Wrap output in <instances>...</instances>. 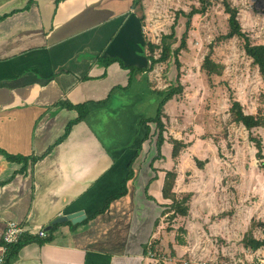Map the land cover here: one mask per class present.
<instances>
[{
    "label": "crops",
    "instance_id": "0c3cea01",
    "mask_svg": "<svg viewBox=\"0 0 264 264\" xmlns=\"http://www.w3.org/2000/svg\"><path fill=\"white\" fill-rule=\"evenodd\" d=\"M137 6L134 0H0V245L9 222L35 236L51 227L46 232L55 236L25 246L14 264H150L143 246L155 234L161 206L171 203L162 193L171 169L146 164V143L128 194L82 224L121 193L144 136L141 120L158 106L144 74H134L130 84V70L107 65L112 57L146 66L143 5ZM65 101L89 107L66 137L79 112ZM148 185L155 200L147 198ZM73 214L85 218L55 224Z\"/></svg>",
    "mask_w": 264,
    "mask_h": 264
},
{
    "label": "rangeland",
    "instance_id": "374dc122",
    "mask_svg": "<svg viewBox=\"0 0 264 264\" xmlns=\"http://www.w3.org/2000/svg\"><path fill=\"white\" fill-rule=\"evenodd\" d=\"M211 1L205 14L194 16L188 49L180 52L184 93L164 109L166 143L163 157L156 161L178 172L179 198L192 195L189 216H161L148 243L155 245L147 256L150 264H264V248L252 251L243 244L249 233L264 239V125L249 131L234 123L231 115L233 104L240 102L245 114L264 122V76L246 54L243 40L218 42L228 31L229 15L222 0ZM230 1L252 43L264 45V0ZM141 2L145 44H160L174 26V49L180 46L187 21L177 13L200 5L197 0ZM212 44L211 58L223 66V72L209 77L203 65ZM149 66L147 59L145 67ZM177 76L174 58L144 73L150 89L176 84ZM150 126V138L144 143L146 164L158 155L156 126ZM141 130L145 134L143 126ZM172 138L185 144L177 158H173ZM252 138L262 140L263 157Z\"/></svg>",
    "mask_w": 264,
    "mask_h": 264
},
{
    "label": "trees",
    "instance_id": "16d2710c",
    "mask_svg": "<svg viewBox=\"0 0 264 264\" xmlns=\"http://www.w3.org/2000/svg\"><path fill=\"white\" fill-rule=\"evenodd\" d=\"M142 0H134V5L137 6L139 4H142ZM199 2V6H193L191 11L188 13H185L181 11L180 13H177L178 17L179 15L184 16L186 21V30L185 33L182 35V39L180 42V46H178L176 49L173 48V43L177 40L176 36V30L175 27H172L171 33L166 34L162 36V40L160 44H154L152 42H147L145 44V56L150 62L149 67H136V66H126L125 63L119 59V58H112L109 57V60H107V65H111L115 62L120 63L121 67L126 70L131 71L130 76V84L133 81L134 74H144L146 72H150L154 69V67L157 64L166 63L172 58H174V61L176 63L177 69H178V76H177V83L171 84L168 87L164 89H152L153 95H155L157 98H159L158 106L156 109V113L153 117H149L147 119L141 120V125L145 128V134L142 137L141 141L138 144V147L135 150V154L129 164V174L124 179L122 183L121 193L116 194L108 198L107 204L104 209L96 212L92 217L88 218L87 220L83 221L82 224L86 225L90 221H93L98 215L103 214L108 208H110L111 204L126 196L129 192V189L127 187L128 182L134 179L135 177V168L134 165L136 161L139 159V157L142 154L143 151V145L144 143L150 138V133L152 132V127L150 124H154L156 126V148L158 151L157 157H155L151 162V168L153 169V163H155L157 160L161 159L162 156V148L164 144L166 143V137L165 132L167 131L166 123L164 122V119H168V116L165 114L164 109L166 105L175 99L176 97L182 95L184 93V86L181 84V61L179 59L180 52L183 50L188 49L187 41L189 39V31L192 26V20L194 16L198 14H205L209 7L212 5L211 0H197ZM222 3L224 4L225 11L229 15L228 19V31L225 35H222L219 37L218 42L230 40L233 38H239L244 41V50L246 54L253 60V63L259 68V71L261 75L264 76V45H256L253 44L250 37L243 31L241 22L238 18L239 11L236 7H234L230 0H222ZM209 54L205 57L203 70L206 72V74L211 77L213 75H221L223 72V66L220 64L215 63L212 60V52L214 49V44L210 47ZM147 50V51H146ZM159 51V57H156V52ZM150 86V84H149ZM126 89V88H122ZM65 105L66 107L70 109L77 110L79 112V117L76 121L71 122L66 130V134L64 137H66L71 129V127L79 122L85 120L89 113V107L88 104H81V105H73L69 101L63 102L62 106ZM231 115H232V121L236 124L243 125L247 130L251 131L255 128L261 127L264 125V122L256 117L255 115L245 114L243 111V107L240 102H235L233 104V107L231 109ZM64 139V138H62ZM61 139V140H62ZM256 146L258 148V155L259 157H263V145L262 140L257 138H252ZM60 140V141H61ZM170 143L173 144V158L179 157V154L181 152V149L185 147V144L182 142L175 140L172 138L170 140ZM10 161H17L19 163L26 161V158H18L15 156H7ZM40 160V158L34 157V162ZM156 171V170H154ZM158 176H156L152 181L156 180ZM178 179V172L176 170H170L166 171V176L164 180V185L162 189L163 197L166 200H170V204L162 205L161 207L166 208L161 216H165V214L170 213L172 219H177L178 217L186 218L189 216V202L191 199V194L188 193L184 195L183 197L179 198L178 195L175 192V187L177 184ZM151 181V182H152ZM149 191V185L146 188V195L149 200H155L153 197H151L148 194ZM168 205V206H167ZM161 218V217H160ZM158 218L155 221L154 226V232H156V228L159 224ZM60 224L55 225L58 226ZM48 235L45 238H41L38 235H31L29 233H24L21 237L20 241L17 244L10 245L8 248V251L5 255L4 264H14L19 258L20 251L27 245L38 243L40 246H43L48 243H52L55 239L54 236V230H51L50 232H47ZM243 244L247 249H250L252 251H257L261 248H264V239H258L254 237L252 233L247 234L243 239ZM3 245V243H1ZM0 245V246H1ZM155 245L151 244L149 247V244H146L143 246V254L144 256H148L150 251L154 250Z\"/></svg>",
    "mask_w": 264,
    "mask_h": 264
},
{
    "label": "built area",
    "instance_id": "2783aa9c",
    "mask_svg": "<svg viewBox=\"0 0 264 264\" xmlns=\"http://www.w3.org/2000/svg\"><path fill=\"white\" fill-rule=\"evenodd\" d=\"M24 233H26V230L22 225L15 222H9L7 224L3 235V245L0 248V264H4L5 255L9 246L17 244ZM37 235L41 238H45L47 236V232L45 230H40Z\"/></svg>",
    "mask_w": 264,
    "mask_h": 264
},
{
    "label": "water",
    "instance_id": "95a60500",
    "mask_svg": "<svg viewBox=\"0 0 264 264\" xmlns=\"http://www.w3.org/2000/svg\"><path fill=\"white\" fill-rule=\"evenodd\" d=\"M83 218H85V216L82 217L81 214H73L70 217L60 218L58 221L55 222V224L59 223V222L67 221V220H71L73 223H77V222H80ZM50 229H51V227L47 228L46 231H48Z\"/></svg>",
    "mask_w": 264,
    "mask_h": 264
}]
</instances>
